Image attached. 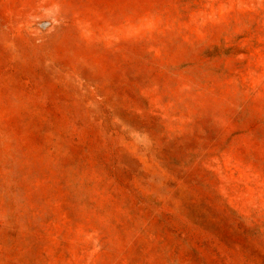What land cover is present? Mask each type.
I'll list each match as a JSON object with an SVG mask.
<instances>
[{"label":"rangeland","instance_id":"obj_1","mask_svg":"<svg viewBox=\"0 0 264 264\" xmlns=\"http://www.w3.org/2000/svg\"><path fill=\"white\" fill-rule=\"evenodd\" d=\"M0 264H264V0H0Z\"/></svg>","mask_w":264,"mask_h":264}]
</instances>
